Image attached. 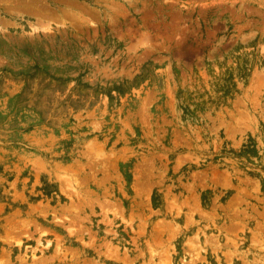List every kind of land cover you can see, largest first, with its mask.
<instances>
[{
    "label": "rangeland",
    "instance_id": "obj_1",
    "mask_svg": "<svg viewBox=\"0 0 264 264\" xmlns=\"http://www.w3.org/2000/svg\"><path fill=\"white\" fill-rule=\"evenodd\" d=\"M0 264H264V0H0Z\"/></svg>",
    "mask_w": 264,
    "mask_h": 264
}]
</instances>
